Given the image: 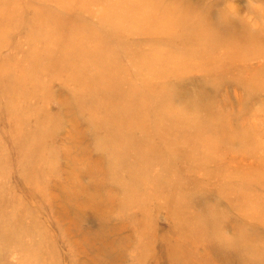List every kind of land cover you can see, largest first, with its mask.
<instances>
[{"label": "rangeland", "instance_id": "obj_1", "mask_svg": "<svg viewBox=\"0 0 264 264\" xmlns=\"http://www.w3.org/2000/svg\"><path fill=\"white\" fill-rule=\"evenodd\" d=\"M10 1L0 0V157L9 163L0 198L21 207L6 221L0 211V264H90L101 254L107 262L117 247L124 264H264V181L251 182L264 175V135L249 128L264 127V80L256 77L264 50L249 55L245 39L223 36L229 42L213 46L216 59L194 68L169 66L163 50L171 47L169 34L180 32V40L189 25L211 31L205 19L227 31L232 16L264 43V0L159 1L170 17L127 0L112 32L99 26L100 16L93 19V0L71 11L63 0ZM187 5L196 11H179ZM124 16L134 23L125 34L117 30ZM142 18L160 26L146 34ZM193 35V50L201 52L206 40ZM124 37L138 42L136 59L119 43ZM240 45L243 55L235 52ZM142 51L157 58L142 62ZM193 101L214 105L216 124L204 111L187 110ZM77 171L83 191L99 187L108 208L112 203L107 228L115 232V218L122 222L100 256L83 243L99 219L90 208L77 218L61 191ZM130 194L137 207L125 204Z\"/></svg>", "mask_w": 264, "mask_h": 264}, {"label": "bare ground", "instance_id": "obj_2", "mask_svg": "<svg viewBox=\"0 0 264 264\" xmlns=\"http://www.w3.org/2000/svg\"><path fill=\"white\" fill-rule=\"evenodd\" d=\"M100 0H93L90 1V13L93 17V19H95L96 17L100 16L101 19V24H99L100 27H104L106 29H109L111 32V28H115L116 26H114L118 20L120 19V17H114L113 15L116 13H119L123 16V14L119 11V6L123 3H126L127 0H101V2H99ZM130 4L134 7V8H142V12L143 13H148V14H154L158 8L157 13H159V10L162 11L165 15L169 16L167 14L166 11L162 10L161 4L158 5V2L160 1V3H162L161 0H155V1H151V0H129ZM150 2V3H149ZM192 2V1H191ZM15 3V0H11L10 4L13 5ZM61 8H65V7H70L74 4H77V9L78 8H87L89 6L88 2H85L83 0H63L61 1ZM148 4V5H146ZM145 6V7H144ZM188 7H184V8H178L179 11L180 10H186L187 12L190 11H196V7L195 5H187ZM113 7L114 10L112 12L109 11V8ZM149 7V8H147ZM69 11H71V9H73V7L68 8ZM0 12L1 9H0ZM49 11H45V15L48 13ZM153 12V13H152ZM224 15H226L227 20L229 18V14L227 13L226 9L224 8ZM117 15V14H116ZM118 15V16H121ZM155 15V14H154ZM124 18V25L120 27H117V30L122 32L123 34H125V32H132L134 30V26L132 24H134L133 22H131L126 16L121 17ZM233 21L230 23V20L228 21L230 29L229 30H234V31H229V30H224V29H220L218 25H215V23L212 22H208V19L203 20L204 22H207L208 24L212 25V29L211 31L209 29H207V31L204 33V30L206 28H199V30L195 29L193 26L189 25L186 27V30H184V33H182V38L179 40V36H180V32H177L175 35H171L169 34L168 41H171V47H169L168 49H163V50H167V64L170 66V64L172 63H180V62H191V67L194 68L197 65H205L208 64L209 62H211L212 60L216 59V56L218 54L217 48L213 47L215 44L221 45L222 48L225 47L224 42H229V39H226L225 37L223 38V36H228V35H233L234 39H236V41L240 40L243 38L245 39V47L247 46L248 49H246L244 51V53H248L249 55H255L258 53L259 49L264 50L263 46L264 43H262L260 40H257V38H255L254 36H251L249 30L247 29V31L243 30V28H238L237 24H236V16H232L230 17ZM11 19V18H10ZM235 19V20H234ZM5 20V19H4ZM142 20H144L142 18ZM9 21V18L8 20ZM193 21V20H192ZM132 24H131V23ZM154 22V21H153ZM150 22L148 23L147 20H144L140 23V29L143 31L144 28L146 29V34H149L151 32V29H156L160 22L155 21L154 23ZM168 23V25L173 26L172 21H168L166 22ZM198 23V22H197ZM207 23H200L198 24V26L202 27L205 26ZM163 24V23H162ZM216 27L218 28V31L216 30ZM2 29L5 31V29H10V27H6L4 29V27H2ZM14 31H17L16 28L12 27L11 28ZM116 29V28H115ZM157 30V29H156ZM105 32L107 30H104ZM142 33V32H141ZM246 33V34H245ZM190 34H197V35H203V39L206 40V44L203 46L205 48L202 49L201 52H197L196 47H198V45L194 44L191 40H190ZM197 35H193V37H197ZM103 42H107L109 44H113L115 41L110 40L108 38L103 39ZM264 41V40H262ZM223 42V44H222ZM119 43L123 46L124 51L128 54H130L134 59H136V57H138L139 55V50H138V45L136 41H134V38L131 39V37H124V39L122 41H119ZM193 44V45H192ZM195 50H193L194 46ZM220 46V48H221ZM205 49V52H204ZM208 49H209V53H208ZM228 49V48H227ZM244 50V48L241 47V45L235 50V52L239 55H243L242 51ZM260 53H263V51H261ZM178 54L179 57L176 55ZM224 54V53H222ZM205 56V57H203ZM140 58H145V60H141L142 62H149L151 61L152 63L155 61V59L157 58V53L155 52H144L142 51L140 53ZM5 61V60H4ZM6 65H9V62H6ZM219 65V64H218ZM132 66H134V62L132 64ZM217 65H215L216 67ZM218 67V66H217ZM221 67V65H219V68ZM132 67H130V71H131ZM154 69V67L151 68ZM259 73L256 74L257 78H261L263 77L262 80H264V71H258ZM71 79L73 81H79L78 78H74L71 74ZM157 79V77H156ZM261 80V81H262ZM4 81V80H3ZM133 91H138V90H133ZM181 96H184L181 93ZM144 100V101H143ZM156 100L158 101V103L162 102V98L160 96H156ZM139 101L143 103L147 101L146 96L141 92L139 94ZM198 102V103H197ZM193 101V104H195V106H189L187 110L194 112L195 110H201L204 111V115L206 116V118L208 119L209 117H211L212 119H209L208 122L211 123H215L216 124V120H217V116H216V112L215 109H213L214 105H204L201 101ZM206 118H205V123H206ZM225 125V123H222ZM217 125L218 127L221 128H226L224 125ZM242 125H246V124H242ZM250 131L253 132L254 130H258V134L264 135V127L263 124L258 125L257 123H253L250 125ZM257 132V131H255ZM254 133V132H253ZM234 134V133H232ZM84 136L86 137L87 135L84 134ZM227 136V135H226ZM8 140V138L6 139ZM9 146V143H8ZM139 150H142V147L139 146ZM70 150L67 151L68 154ZM164 152L167 153L168 155H172L171 152V148L167 145V149H164ZM87 152H79V156L80 155H85ZM116 153L111 152V155L115 156ZM88 155V154H87ZM223 155V154H222ZM223 158V157H222ZM166 164V163H165ZM189 166V165H188ZM9 163L7 160H3L0 157V187L1 188H6L8 186L9 183ZM243 168V167H242ZM93 169L94 170H98L97 167L95 165H93ZM5 172V174H4ZM81 174L79 171H77L73 178L72 181H67V183L65 184V188L61 189V191L65 194H67V196L70 199V211L72 213H75L76 217L79 218L77 216L78 211L81 212L86 208H90L93 210V213L95 214L94 216L96 218L99 219V229L101 230H95L94 234L93 232L90 231V234L87 233L88 238H87V242H85V239L83 240V243H85V245H90V247L92 249H94V251L96 253L100 254L104 251L107 252L109 244L112 243V237L114 236V234L117 232L118 228L121 227V221L119 222V217L115 218V220H117V226L115 229L116 231H110L109 228H107V224L110 222L109 219V208L111 209V206L108 208L107 203H105V200L103 199V197H105V194L100 192V188L97 187V189H93L94 192L90 191L86 192L83 191L81 188V184L78 183L79 177L77 178V175ZM91 174V173H90ZM26 179V177H24ZM27 180V179H26ZM264 181V175H259L256 178L252 179V186L258 185L261 182ZM99 185V184H97ZM78 188H77V187ZM74 188V189H72ZM97 191V192H96ZM246 193V192H245ZM67 197V198H68ZM119 202H124L123 198H119ZM10 202H7L0 198V211L5 214V216L2 217L3 221H6L9 218V210L12 211L13 210V215H17V210L16 208H19L21 206H13L9 204ZM125 204L131 208V206L134 205V207L138 206L139 203H135L134 198H131V194L129 195V202H125ZM199 205V204H198ZM123 213V212H122ZM1 220V217H0ZM120 224V225H119ZM3 235V234H2ZM7 239H9V232L7 229ZM102 237V240L104 241L102 244V246L100 244L97 243L98 238H95L93 240V242L91 241L93 237ZM118 239V238H117ZM91 241V242H90ZM227 241V240H226ZM119 242V240L117 241ZM123 242V241H122ZM228 242V241H227ZM229 243V242H228ZM15 244H19V242H15ZM54 246V245H53ZM107 248V249H105ZM54 249V248H53ZM75 249V246L73 247V250ZM101 252V253H99ZM75 251V250H74ZM110 252L108 253L110 256H108V260L107 262H102L104 257L103 254H101V259L102 260H95L96 262H91L90 264H124V260L123 257H121V254L119 253L118 255L115 254L116 252L120 251V248H116L113 249L111 248L109 250ZM47 258L45 257V262H47ZM78 260V258H76V261ZM73 261V258H72ZM48 264H56V260L54 259H49ZM58 264V263H57Z\"/></svg>", "mask_w": 264, "mask_h": 264}]
</instances>
